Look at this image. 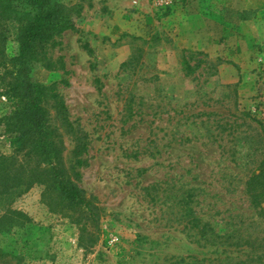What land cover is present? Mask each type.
<instances>
[{
	"label": "rangeland",
	"instance_id": "obj_1",
	"mask_svg": "<svg viewBox=\"0 0 264 264\" xmlns=\"http://www.w3.org/2000/svg\"><path fill=\"white\" fill-rule=\"evenodd\" d=\"M59 1L81 18L31 80L53 86L88 135L77 185L97 226L34 183L10 205L30 221L0 223V264H264V218L245 193L264 150L246 116L264 122V0ZM19 27L3 29L8 56ZM2 74L0 156H11L5 119L19 105Z\"/></svg>",
	"mask_w": 264,
	"mask_h": 264
},
{
	"label": "trees",
	"instance_id": "obj_2",
	"mask_svg": "<svg viewBox=\"0 0 264 264\" xmlns=\"http://www.w3.org/2000/svg\"><path fill=\"white\" fill-rule=\"evenodd\" d=\"M81 14L79 5L66 6L59 0H0V70L3 71L2 79L7 82V94L19 105L5 119L8 130L16 135L18 148L11 156H0V223L9 228L30 221L27 215L13 210L10 205L34 183L45 185L43 194L46 200L56 199L78 209L97 226L96 208L77 185L81 180L79 170L88 165V135L69 120L67 108L53 86H43L31 80L36 67L54 68L48 54L61 46L59 39L64 33L75 31V21L81 18ZM10 22L20 25L15 56H8L5 51L3 29ZM84 49L92 54L87 46ZM183 71L186 75L194 73L186 60L183 61ZM94 82L100 93V81L95 79ZM49 100L55 110V119L73 143L69 167L65 166L62 156L66 149L62 134L52 123L47 109ZM246 116L257 125L264 142V122ZM245 193L252 207L264 218V150L259 164L245 182ZM192 221L198 222L196 218ZM9 256L0 249V260Z\"/></svg>",
	"mask_w": 264,
	"mask_h": 264
},
{
	"label": "built area",
	"instance_id": "obj_3",
	"mask_svg": "<svg viewBox=\"0 0 264 264\" xmlns=\"http://www.w3.org/2000/svg\"><path fill=\"white\" fill-rule=\"evenodd\" d=\"M164 4L163 1L160 2V5Z\"/></svg>",
	"mask_w": 264,
	"mask_h": 264
}]
</instances>
